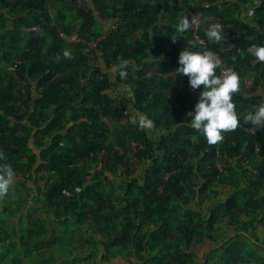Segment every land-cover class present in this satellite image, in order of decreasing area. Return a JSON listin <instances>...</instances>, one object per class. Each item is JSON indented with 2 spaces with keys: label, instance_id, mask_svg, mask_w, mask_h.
Wrapping results in <instances>:
<instances>
[{
  "label": "trees",
  "instance_id": "1",
  "mask_svg": "<svg viewBox=\"0 0 264 264\" xmlns=\"http://www.w3.org/2000/svg\"><path fill=\"white\" fill-rule=\"evenodd\" d=\"M220 1L225 4L230 0H199L193 5L188 0H184L186 4L182 0H165L158 6H150L148 0L138 3L125 0L121 7H114L107 15L120 22L123 20L126 25H135L137 23L134 15L140 14L138 24L144 25L156 22L157 16H153V11L165 10L177 14L189 8L196 12L203 11L204 6L208 5L209 12L221 16L218 3ZM101 2L95 1L94 6L96 11L102 13L103 7L98 4ZM47 7V0H0V22L5 18L4 10H28L29 17H19V23L29 28L42 26L50 42L43 52L41 38L36 31H31L34 37L26 42L21 63L15 69L18 80L7 78L0 70V153L5 157L0 160V165L9 164L16 174L22 173L26 177L29 176V179H35L41 172H47L46 188L42 189L47 206L57 212L64 210L66 222L77 223L81 238L92 245L89 252L93 260L91 264H100L94 258L100 252L103 256L106 254L110 257L112 247L108 244L101 245V240L93 233L87 235L86 226L95 233H104L111 227L112 217L107 210L110 207L113 209V205L107 203L110 193L105 190L102 177L105 171L116 173L120 165L125 166L123 156L119 155L115 144L109 141L111 130L102 115L110 114L113 118L121 119L130 104L142 100L146 102V107L141 112L154 122V129L151 133L141 130L137 123L135 129L129 131V135L144 146L142 148L140 145L135 154L144 167L138 177L129 179L123 190L127 202L124 208L135 212L139 220L134 225L127 223L115 239L117 248H124L123 252H129L131 259L124 264H264V256L258 255L260 248L264 250V126L260 128L244 123L243 116L250 109L244 110L240 116L242 125H239L237 130L225 133L224 147L221 150L217 149V144L209 145L206 140L193 141L191 136L198 132L187 126L191 122L189 116L181 119V116L175 113L164 114L161 118L164 120L161 132H155V125L157 127L161 120L157 117L159 114L150 112L152 92L153 96L159 99L160 94L171 89L174 94L173 103L179 112H186L194 100L190 94L188 77L176 71L180 67L179 55L185 48L179 32L173 27L170 28L169 50L159 42L156 29L153 30L152 44L142 43L136 37L127 44L122 39V42L116 41L120 36L113 38V35L118 33L100 39L99 46L100 52L104 53L103 58L108 63L109 57L106 53L111 50L114 52L121 68L118 74L119 82L124 83V90L131 93L130 97L123 95L116 107L115 100L108 93L113 86L108 74L97 71L88 74L87 83L82 84L79 81L82 75H87V72H80V65L85 64L86 56L79 49L82 48L83 41L95 38V33L89 27L94 23L96 16L90 13L83 17L84 23L77 30L79 37L81 33L80 40L70 44V47H76L75 56L65 58L64 52L69 47L57 34L58 28L49 27L48 24L53 19ZM255 8L254 17L250 21H235L233 27H227L228 23H225L224 39L219 43L210 41L206 36L209 25L206 27L202 23L199 31L209 51L220 52L222 47L229 49L228 67L239 73L241 80L246 68L240 52L241 41L250 46L264 45V0ZM251 20L258 23L256 28H260V31L250 29ZM66 31L70 34V29ZM173 37L178 40L173 42ZM13 38L16 39V36L13 35ZM1 39L2 36L0 47L4 44ZM73 62H79L77 69L57 75L64 64L70 63L71 66ZM262 64L264 65V62ZM254 68L262 69V66L257 65ZM216 72L220 75L219 69ZM160 74L169 76L162 77ZM4 79L9 82L4 84ZM20 80L26 83L28 94L25 99L22 90L17 88V82ZM32 86L35 88L34 92ZM154 87L158 89H152ZM21 98L22 107H19L15 102ZM252 105L258 104L252 100ZM61 111L64 112L63 119L56 117V113ZM251 128H255V132L248 131ZM120 140L122 142L123 139ZM32 142L36 149L33 152L29 151ZM218 151L227 157L226 162L229 164L227 170L230 176L225 177L227 184L234 188L243 186L246 190H241L238 198H228L223 202L226 211L222 217L228 216L225 227L236 233L221 247L214 249L212 255L206 253L202 261L198 262V255L192 247L194 239L199 235L215 241L217 218L221 212L211 209L206 214H195L192 208L186 209L182 204L189 178L201 171V165L213 160ZM105 152L109 153L105 170H95L90 174L88 169L91 163L96 162ZM24 154L35 167L21 162ZM194 158L196 166L191 164ZM253 160H259V163H250L251 167L248 162ZM232 161H235L236 165L232 164ZM254 169L257 173H252ZM236 174L241 185H236L231 178ZM209 178V175L202 174V179ZM87 180L90 183L85 184ZM19 184L23 188L27 187L25 182ZM94 185L102 187L101 192L92 191ZM260 188L263 189L261 205L254 202L255 191ZM61 193L71 195V204H64L57 199V195ZM166 195L174 196L181 204L167 208ZM113 196L119 199L117 195ZM88 199L94 200L95 207L90 205ZM93 211L96 215L93 214L90 218L89 212ZM63 215L62 212L57 214L56 218L59 219L56 220L65 222ZM195 216L201 222L202 228L199 231L193 219ZM151 226L155 229H151ZM258 232L262 233V239ZM166 251L168 255H165ZM6 254L14 256L11 250H6Z\"/></svg>",
  "mask_w": 264,
  "mask_h": 264
},
{
  "label": "rangeland",
  "instance_id": "2",
  "mask_svg": "<svg viewBox=\"0 0 264 264\" xmlns=\"http://www.w3.org/2000/svg\"><path fill=\"white\" fill-rule=\"evenodd\" d=\"M95 1L98 0H47V9L53 19L48 25L49 27L58 28L57 34L65 41V44L68 45L69 48L67 51L70 53V57H73L75 56L76 47L72 48L70 44L78 42L73 39L74 34H78L77 30L80 29L84 23L83 17H86L90 13L96 16L94 23L89 27L92 29L91 31L95 33V38L91 41H83L81 45L82 48L79 49V51L86 56L85 64L80 65V72H87V75H82L79 81L82 84L87 83L89 81L88 74L97 71L102 74H108L113 83L108 93L115 100V106L118 107L121 97L123 95L130 97L131 93L126 92L124 90L125 84L119 82L118 74L121 68L114 52L111 50L106 53L109 57L108 63L103 58L104 53L100 52L101 47L98 42L100 39L118 33L113 35V38H116L117 35L120 36L116 41H121L122 39L123 42L127 44L128 41L136 37L141 40L142 43L152 44L154 36L153 30L156 29L158 30L157 36L159 42L163 43L165 48L169 50L171 48L169 43L170 28L173 27L176 29L183 16H188L189 18L198 16L201 19V23L206 25V27L216 22L221 24L223 28L225 23L235 25V21L238 22L241 19L243 20L246 15L248 18L245 20L250 21V19H253L255 7L259 5L260 0H244L242 2L230 0L225 4L223 1H220L218 3H220L221 16H216L209 12L208 5L204 6L203 11L196 12H193L189 8H185L177 14L165 10L153 11V16H157L156 22L152 24L148 22L144 25L138 24L140 21V14L134 15V17H136L135 22L137 23L135 25L130 23L126 25V22H123V20L120 22L118 19L107 15L114 7H121V3L125 0H102V2L99 0L101 3L98 4L103 7L102 13L96 11L94 6ZM134 1L135 3L141 2V0ZM163 1L165 0H148L150 6H158L162 4ZM197 1L199 0H188L192 5ZM182 2L186 4L184 0H182ZM247 9L248 12H246ZM3 13L5 18L0 22V34H2V32L4 34L0 36H2L1 40L4 44L0 47V70L7 78L13 77L17 81L18 78L15 75V69L16 66L21 63V57L26 42L28 39L34 37L31 31H36L41 38L40 44L43 52L46 51L50 42L49 39H47V32L43 30L42 26L29 28L19 23V17H29L28 10L15 8L12 10H4ZM251 21L253 24L251 23L250 29L260 31L261 29L256 28L257 25L254 24L253 20ZM66 29H70V34ZM62 34L66 35L67 38L64 39ZM13 35L16 36V39L13 38ZM179 35L185 48L188 47L187 42L192 41L195 44V47L192 49L193 51H199L201 49L195 40V34L192 29L182 34L179 33ZM80 37H78V39H80ZM241 42L240 52L241 57L245 61L246 68L244 70L243 79L240 81V91L233 96V102L236 104V111L239 116H241L246 109L254 110L255 106L252 105V100L258 105L264 102L263 62H255V58L246 52L250 45L243 43L244 41ZM185 48L183 50H185ZM228 52L229 49L225 47H222L219 52L225 64H227ZM234 58L236 59V56ZM257 65L262 66V69L254 68ZM78 66L79 62H73L71 66L70 63L64 64L62 70H60L57 75L60 76L65 72L73 71L77 69ZM160 75L162 77L169 76L167 74ZM4 80V84L9 82L8 79ZM25 85L26 83L22 80L17 82V88L21 89L23 92V99H25L28 94ZM156 88L157 87H154L152 89ZM31 89L33 92L35 91L33 86ZM201 89H203V86L195 91L192 89L190 90V94L193 96L194 100L186 112H179V109L175 107L173 103L174 94L171 89L165 91L163 94H158L159 99H156L152 92L150 94V98L152 99L150 111L153 114H159L157 117L159 116L160 120L163 118L164 114L169 112L178 114L181 116V119H185L188 116V112H194ZM40 90L41 89H39V91ZM15 104L22 107V98L17 100ZM145 107L146 102L141 100L136 102V104H130L125 116L121 119L113 118L110 114L102 115V119L105 120L111 130L109 141L115 144V149L119 152V155L123 156L125 166L120 165L116 173L105 171L102 177L103 182H105L104 188L110 193L107 197V203H112L113 205V209L110 207L107 210V213L112 217L111 227L105 230L104 233H95L93 229L86 226L87 235L93 233L101 240V245L108 244L112 247L110 257L104 254L105 258H103L104 256L100 252L97 257L94 258V260L99 261L100 264H124L128 259H131L128 251L123 252L124 248L123 250L119 247L117 248L115 239L127 223L134 225L139 222L135 212L128 211L124 208L127 202L124 199L123 190L129 182V179L138 177L141 169L144 167L141 166L140 161H138L135 156L141 144H138V142L129 135V131L135 129L138 123V117L143 115L141 110ZM22 109L24 110V108ZM1 112L2 111H0V114ZM34 112L39 113V111ZM56 117L63 119L64 112L61 111L58 114L56 113ZM163 123L164 120H161L157 123V127L155 125V132H161ZM240 125H242L241 121ZM248 131L255 132V128H251ZM223 135L225 138V133H223ZM120 138L123 139L122 142ZM191 138L195 142L206 140L199 132L191 136ZM217 146V149L221 150L224 147V140L217 143ZM29 147H31L29 151H36L33 142ZM141 147L143 148L144 146L141 145ZM108 154L107 152L103 153L96 162L91 163L88 172L92 174L95 170H105ZM27 157L28 156L24 154V156L21 157V162L30 164ZM226 161L227 157L223 156L222 153L218 151L216 157L204 163L203 166L201 165V171H197L196 174H193L186 184L187 191L182 204L186 209L192 208L195 214H206L208 210L211 209H214L218 213L221 212L220 216L217 218V230L214 233L216 240L212 242L205 236L199 235L194 239L192 247L198 255V262L202 261L206 253L209 256L212 255L214 249L221 247V245L225 244L226 241L232 237L231 235L236 233L225 227L226 217L228 216L222 217V214L226 211L223 202L228 198H238L240 196V191L244 188L246 190V187L241 186L239 188H234V186L227 184L228 182L225 177L230 176V172L227 170L229 164H227ZM212 163L214 166H211ZM250 163L258 165L259 160L248 162V165L252 167ZM79 164L80 163H78V165ZM191 164L196 166L195 158L192 160ZM232 164L236 165L235 161H232ZM30 166L35 167V164H30ZM252 171V173H257L255 169ZM46 173L41 172L35 176V179H29V176L26 177L22 173H17L14 184L10 188L8 194L0 199V264H91L93 261L89 253L92 249V245L81 238L77 231V223L73 221L66 222L65 219L67 216L64 210L57 212L55 209H50L49 206H47L43 196V190L46 188ZM202 174L209 175L210 178L208 180L202 179ZM105 177L108 178L105 179ZM237 177L236 174L231 178H233L236 185H241ZM20 182H25L27 187H21L19 184ZM88 183L90 182L87 180L85 184ZM101 188L102 187L98 188L94 185L91 190L101 192ZM159 190H161V186H159ZM191 190L194 192H191ZM262 190V188L256 189L254 198L255 204L261 205ZM113 194L117 195L119 199H116ZM70 196L71 195L68 193H61L57 195V199H60L64 204H71ZM165 197L168 202L167 208L173 205L179 206L181 204V202L172 195H166ZM88 202L92 207H95L96 204L93 199H88ZM61 212L64 214L62 219H64L65 222L56 220L59 219L56 218V215L61 214ZM89 214L90 218H92L93 214L96 215L94 211L89 212ZM196 218V216L193 217L194 222L197 224V231H199L202 226L201 222ZM151 229H155V227L151 226ZM261 234V232H258V236L262 239ZM6 250L13 251L14 256L7 255ZM165 255H168L167 251ZM258 255L264 256V250L260 248L258 250Z\"/></svg>",
  "mask_w": 264,
  "mask_h": 264
},
{
  "label": "clouds",
  "instance_id": "3",
  "mask_svg": "<svg viewBox=\"0 0 264 264\" xmlns=\"http://www.w3.org/2000/svg\"><path fill=\"white\" fill-rule=\"evenodd\" d=\"M198 23L196 16L191 19L183 16L176 27L179 33H185ZM206 36L210 41L219 43L224 39L223 28L219 23L211 24ZM173 42L178 39L172 38ZM188 47L179 55L180 67L176 70L182 76L188 77L189 87L195 91L203 86L194 112H188L191 122L188 127L201 133L209 145H216L224 140L223 133L233 132L240 125V116L233 102L234 94L240 91V75L231 68L225 69L220 75L216 70L221 62L214 53L208 50L193 51L195 44L187 42ZM246 52L255 58V62H264V46L252 44ZM65 58H71L68 51ZM244 123L252 126H264V102L249 110L243 116ZM141 130H151L154 122L146 115L138 117ZM5 159L0 153V160ZM16 173L9 164L0 165V199L5 197L15 181Z\"/></svg>",
  "mask_w": 264,
  "mask_h": 264
},
{
  "label": "built area",
  "instance_id": "4",
  "mask_svg": "<svg viewBox=\"0 0 264 264\" xmlns=\"http://www.w3.org/2000/svg\"><path fill=\"white\" fill-rule=\"evenodd\" d=\"M197 17V19H198V23L196 24V25H194L191 29L193 30V32H194V34H195V40H196V42H197V44L201 47V49L199 50V52H203V51H205V50H208L207 49V46H206V42H205V40H204V38H202L201 37V35L199 34V31H200V28H201V25H202V23H201V19H200V17H198V16H196ZM216 23V22H215ZM214 24V23H213ZM62 36H63V38L65 39V38H67V36L66 35H64V34H62ZM78 34H74V41H79L80 39H78ZM105 38V37H104ZM78 39V40H77ZM99 42V44H100V42H101V40L100 41H98ZM98 44V43H97ZM209 51V50H208ZM211 52H213V51H211ZM214 53V55H215V57L216 58H218L219 60H220V62H221V66L218 68L219 70H220V74L225 70V69H228V68H230V67H228V65L227 64H225L224 63V61L222 60V58L220 57V55H219V52H213ZM232 69V68H231Z\"/></svg>",
  "mask_w": 264,
  "mask_h": 264
},
{
  "label": "crops",
  "instance_id": "5",
  "mask_svg": "<svg viewBox=\"0 0 264 264\" xmlns=\"http://www.w3.org/2000/svg\"><path fill=\"white\" fill-rule=\"evenodd\" d=\"M261 1V0H260ZM259 1V2H260ZM249 9V8H248ZM248 9H247V11L246 12H248ZM248 17H247V15H246V17L244 18V20L245 19H247ZM249 20V19H248ZM254 22V21H253ZM253 24V23H252ZM254 24H257V22H254ZM227 27H233L234 25H231L230 23H228L227 25H226ZM131 110V109H130ZM151 112V111H150ZM153 129L154 128H152L150 131L149 130H147V131H149L150 133H151V131H153ZM157 136V135H156Z\"/></svg>",
  "mask_w": 264,
  "mask_h": 264
}]
</instances>
